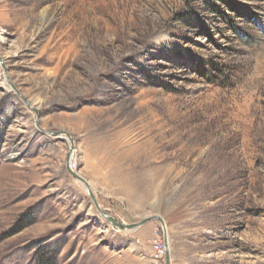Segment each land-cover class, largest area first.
<instances>
[{"label": "rangeland", "instance_id": "374dc122", "mask_svg": "<svg viewBox=\"0 0 264 264\" xmlns=\"http://www.w3.org/2000/svg\"><path fill=\"white\" fill-rule=\"evenodd\" d=\"M40 252L264 264V0H0V264Z\"/></svg>", "mask_w": 264, "mask_h": 264}, {"label": "water", "instance_id": "95a60500", "mask_svg": "<svg viewBox=\"0 0 264 264\" xmlns=\"http://www.w3.org/2000/svg\"><path fill=\"white\" fill-rule=\"evenodd\" d=\"M74 175L79 178L82 182H84V184L87 186L96 206L100 209V206H99V203L96 199V196L95 194L93 193L92 189L90 188V184L89 182L82 178L81 176H79L78 174L74 173ZM108 218V220L113 224V226H117V227H120V228H127V229H132V228H136L140 225H143L144 223H146L147 221H150L151 219L153 218H157V219H160L161 218L159 216H151V217H148V218H145L144 220L140 221V222H137V223H131V224H126V223H123V222H119V221H115L113 219H111L109 216H106ZM166 259H167V262L169 261L170 259V253H169V250L167 251V255H166Z\"/></svg>", "mask_w": 264, "mask_h": 264}, {"label": "built area", "instance_id": "2783aa9c", "mask_svg": "<svg viewBox=\"0 0 264 264\" xmlns=\"http://www.w3.org/2000/svg\"><path fill=\"white\" fill-rule=\"evenodd\" d=\"M153 247L156 253V257L163 258L167 254V245L165 239L161 237L159 230H156L154 235Z\"/></svg>", "mask_w": 264, "mask_h": 264}, {"label": "trees", "instance_id": "16d2710c", "mask_svg": "<svg viewBox=\"0 0 264 264\" xmlns=\"http://www.w3.org/2000/svg\"><path fill=\"white\" fill-rule=\"evenodd\" d=\"M36 264H56V257L50 253H38Z\"/></svg>", "mask_w": 264, "mask_h": 264}, {"label": "bare ground", "instance_id": "6f19581e", "mask_svg": "<svg viewBox=\"0 0 264 264\" xmlns=\"http://www.w3.org/2000/svg\"><path fill=\"white\" fill-rule=\"evenodd\" d=\"M162 223H163V227H164V229L166 230V233H167L169 227H168V224H167L166 220H163ZM167 237H168V234H167ZM168 240H169V237H168ZM169 244H170V241H169ZM167 248H168V246H167ZM166 255H167V254H166Z\"/></svg>", "mask_w": 264, "mask_h": 264}]
</instances>
